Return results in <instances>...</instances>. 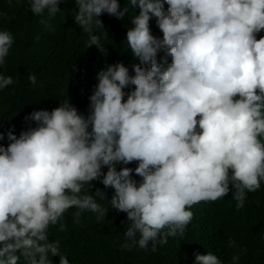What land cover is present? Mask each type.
Returning a JSON list of instances; mask_svg holds the SVG:
<instances>
[{"label":"clouds","instance_id":"1","mask_svg":"<svg viewBox=\"0 0 264 264\" xmlns=\"http://www.w3.org/2000/svg\"><path fill=\"white\" fill-rule=\"evenodd\" d=\"M61 3L25 0L40 35L55 31ZM75 5L101 70L86 114L58 99L25 117L34 127L18 136L9 129L7 146L0 144V264H53L56 255L70 264L49 228L64 231L71 208L77 223L85 211L97 220L110 207L125 212L121 248L147 251L151 243L155 252L168 237H189L187 226L211 203L231 192L239 210L264 182V0ZM105 13L132 26L122 32L121 60L101 61ZM13 43L0 30V66ZM28 78L36 84L35 74ZM13 83L0 73V90ZM96 180L114 189L109 207L95 198L106 199L103 191L85 189ZM194 264L222 262L197 252Z\"/></svg>","mask_w":264,"mask_h":264},{"label":"trees","instance_id":"2","mask_svg":"<svg viewBox=\"0 0 264 264\" xmlns=\"http://www.w3.org/2000/svg\"><path fill=\"white\" fill-rule=\"evenodd\" d=\"M60 7L62 12L51 20L55 31H46L42 36L40 18L26 8L25 0H0V30H8L14 37L9 55L0 66V73L14 80L11 86L0 90V133L5 135L0 144L4 146L8 144L9 129L18 136L34 127L35 122L26 121L25 117L58 99L59 106L67 98L79 111L87 113L88 97L101 70L99 52L95 45L87 47V35L75 22V0H62ZM101 20L107 32L101 35L107 49V53L100 54L101 61L123 59L122 32L127 33L132 26L106 13ZM32 74L36 76L35 85L28 78ZM136 165L133 162L127 166L134 169ZM133 176L139 180L135 173ZM85 189L93 195L97 189L103 191L106 199L95 198L109 207L107 200L111 199L113 188L96 180L91 189ZM236 203L231 192L211 203L187 226L189 237H168V243L158 245L155 252L151 251V243L147 251L138 246L131 250L121 248L129 226L124 218L127 214L111 207L100 220L85 211L78 223L74 216L78 209L71 208L62 218L65 230L59 231V224L51 226L49 238L60 241V252L70 264H194L197 252H211L222 264H264V182L256 192L247 193L243 208L237 210ZM233 257L239 259L233 261ZM52 259L53 264H59V255Z\"/></svg>","mask_w":264,"mask_h":264}]
</instances>
